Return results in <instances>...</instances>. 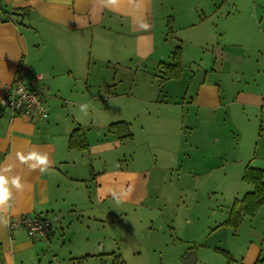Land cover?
<instances>
[{"label":"crops","instance_id":"1","mask_svg":"<svg viewBox=\"0 0 264 264\" xmlns=\"http://www.w3.org/2000/svg\"><path fill=\"white\" fill-rule=\"evenodd\" d=\"M185 2H194L193 7H202V12L194 13ZM23 7L29 9L16 10ZM208 7L209 0H118L116 5L102 0H0V175L9 180L19 176L23 184L20 191L8 185L13 191L12 206L0 211V243L7 264H24L26 252L36 246L37 239L30 238L25 227H9L11 221H18L24 214L55 215L56 220L69 211L95 213L105 202L111 209L118 202L132 204L146 197L149 171L119 166L120 158H114L116 153L112 152L124 140H134L133 133L122 139L109 129L115 123L112 121L104 133L102 127L97 128V138L88 137L81 124L67 119L65 109L71 100L64 96L66 90L59 81L115 79L119 70L137 76L145 62L157 68L165 59L171 62L178 45L185 59L183 31L192 30L202 47L209 44ZM219 15L214 27L216 32L223 28V41L213 48L216 64L202 66L204 79L190 101L184 105L169 101L171 96L179 97L171 90L165 99L159 92L157 101L139 94L127 95L137 114H141L138 107L149 109L151 103L175 114L177 110L182 113L198 109L204 121L209 118V129H196L195 123V131L214 135L215 141L225 136L224 142L232 145L234 140L236 146L230 153L225 152L231 162L228 172L238 180L229 188L226 217L215 227L225 230L227 244L208 257L218 264H264V203L255 216H244L238 228L223 224L234 199L253 190V185L243 179L245 169L252 166L264 173V0L252 4L251 9ZM144 24L148 27H142ZM166 29L181 35L178 44H168ZM23 63L27 66L23 79L44 96L49 112L46 118L14 113L3 105ZM34 75L40 78L32 81ZM181 76L165 79L162 75L161 79L179 81ZM112 95L117 96L106 97ZM175 120L158 125V129H175ZM77 127L85 134L86 149L69 146ZM154 143L153 139L147 141L149 145ZM30 151L48 155L46 170L30 167L37 161L24 164L18 160V152L27 155ZM171 153L174 157L177 150ZM213 261L209 264H215Z\"/></svg>","mask_w":264,"mask_h":264},{"label":"rangeland","instance_id":"2","mask_svg":"<svg viewBox=\"0 0 264 264\" xmlns=\"http://www.w3.org/2000/svg\"><path fill=\"white\" fill-rule=\"evenodd\" d=\"M255 2L260 4V0H209V44L203 47L195 41L192 30L180 33L184 39L174 31L165 30L168 44H178L180 39L182 44L186 42L179 81L162 82L160 68L146 62L137 76L119 70L115 79L59 81L66 90L64 96L71 100L65 109L67 119L73 118L81 124L91 139L97 138L98 127L104 133L112 121L125 120L129 125L131 122L134 140H124L112 152L116 153L114 158H120L119 166L149 171L147 193L140 202H118L111 209L105 202L95 213L69 211L56 220L52 215L50 239L35 240L36 246L26 252L24 264H112L113 252L119 253L126 264H209V260L213 261L208 255L218 253L227 244L225 230L215 227L226 217L224 206L230 199L229 188L238 180L233 172H228L231 163L228 156L236 146L234 140L230 138L232 145L224 142L225 136L215 141L214 135L195 131L209 129V118L204 121L198 109V112L191 108L182 113L177 110L175 114L151 103L149 109L138 107L141 114L133 113V100L127 94L157 101L159 92L165 99L171 90L179 97L171 96L169 101L186 104L204 79L202 66L216 64L213 48L223 41V28L216 32L214 27L219 14L251 9ZM193 3L183 4L194 9V13L195 10L201 13L202 7L195 9ZM109 94L117 96L106 97ZM99 96L103 97L99 100ZM173 118H176L175 129H158V125H166ZM100 121L102 125H97ZM149 139L155 143L147 144ZM174 149L177 150L175 159L171 153Z\"/></svg>","mask_w":264,"mask_h":264},{"label":"trees","instance_id":"3","mask_svg":"<svg viewBox=\"0 0 264 264\" xmlns=\"http://www.w3.org/2000/svg\"><path fill=\"white\" fill-rule=\"evenodd\" d=\"M23 7L16 10H28ZM163 78H177L182 74V47L178 45L172 53V61H162L159 65ZM122 126V127H121ZM113 132H117L122 139L132 137L130 125L127 122L119 121L112 123L109 127ZM69 146L71 148L86 149L88 142L85 134L80 127H77L71 134L69 139ZM243 179L253 185V190L247 192L240 198H235L231 207L228 218L223 224L238 228L244 216H255L264 203V173L260 168L248 166L245 169ZM228 254V252L223 251ZM0 264H7L3 246L0 243ZM112 264H126L119 253L113 252Z\"/></svg>","mask_w":264,"mask_h":264},{"label":"built area","instance_id":"4","mask_svg":"<svg viewBox=\"0 0 264 264\" xmlns=\"http://www.w3.org/2000/svg\"><path fill=\"white\" fill-rule=\"evenodd\" d=\"M27 66L21 64L14 83L8 88L3 105L14 113L27 115L31 118H46L49 115L42 92L30 83L25 82L23 74ZM40 78L34 75L32 81ZM23 226L32 239H49L52 219L46 215L24 214L18 221H11V229Z\"/></svg>","mask_w":264,"mask_h":264},{"label":"clouds","instance_id":"5","mask_svg":"<svg viewBox=\"0 0 264 264\" xmlns=\"http://www.w3.org/2000/svg\"><path fill=\"white\" fill-rule=\"evenodd\" d=\"M102 2L108 5H116L118 0H102ZM142 27L147 28L148 25L144 24ZM16 155L18 160L24 164H27L29 160L37 161V164L30 165L32 169L40 168L41 171H44L50 164L46 153L42 154L37 151H30L27 155L23 152H18ZM5 171H8V169H5ZM9 184H11L17 191L23 189V184L21 183V178L19 176H12L11 180H9L8 176L0 175V211L10 209L12 206L10 202L13 200V191L8 187ZM5 223H7V221H5Z\"/></svg>","mask_w":264,"mask_h":264}]
</instances>
